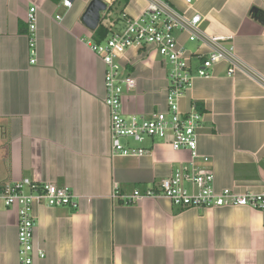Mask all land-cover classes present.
I'll use <instances>...</instances> for the list:
<instances>
[{"label":"crops","instance_id":"0c3cea01","mask_svg":"<svg viewBox=\"0 0 264 264\" xmlns=\"http://www.w3.org/2000/svg\"><path fill=\"white\" fill-rule=\"evenodd\" d=\"M90 1L0 0V186L27 178L66 186L76 196L75 209H34V244L45 254L34 264H264V215L258 211L110 198L115 186L120 196L156 188L191 159L150 140L139 158L111 156L104 66L90 49L92 32L80 22ZM168 2L186 17L200 16L205 34L232 36L234 54L247 69L229 77L224 63L213 66L209 78L193 79L178 104L182 113L195 106L201 114L197 153L209 158L215 192L260 194L264 0ZM124 3L116 20L108 15L112 32L124 28L123 14L135 18L146 8L145 0ZM31 7L37 9L33 64L26 22ZM177 37L185 48V36ZM193 44L188 53H206ZM120 65L136 83L124 92V115L165 112L167 68L160 58L128 51ZM17 251V213L0 203V264H18Z\"/></svg>","mask_w":264,"mask_h":264},{"label":"built area","instance_id":"2783aa9c","mask_svg":"<svg viewBox=\"0 0 264 264\" xmlns=\"http://www.w3.org/2000/svg\"><path fill=\"white\" fill-rule=\"evenodd\" d=\"M145 1L146 8L138 17L122 15L125 26L121 31L112 32L100 45L89 44L104 66L103 105L110 119V153L112 157L139 158L149 152L142 145L150 140L166 144L173 151L188 152L191 160L170 177L162 179L156 188L134 190L130 195L120 196L115 186L110 198L119 199L125 204L148 198H164L180 209L246 207L264 215V192L236 193L229 189L215 192L213 173L206 166L209 158L197 153L201 114L195 106L191 107L190 112L182 113L178 104V100L191 87L193 79L209 78L213 66L224 63L229 77L236 71L247 69L234 54L233 45L229 43L232 36L205 34L200 29V16L186 17L168 0ZM183 2L189 6L192 0ZM63 5L69 7L70 2L65 1ZM36 11L35 7H31L26 15L28 51L32 64L36 52ZM177 35H184L189 43L198 42L207 49L206 53H188L180 45ZM128 51L152 52L168 66L165 112L154 113L148 118L124 115V92L136 86L133 78L122 74L120 60ZM258 80L264 86V80ZM196 160L203 167L197 166ZM75 199L76 196L66 186L34 182L27 178L0 186V203L5 209H14L17 213L18 264H34L35 259L43 260L45 257L43 250L34 244V209H75Z\"/></svg>","mask_w":264,"mask_h":264},{"label":"water","instance_id":"95a60500","mask_svg":"<svg viewBox=\"0 0 264 264\" xmlns=\"http://www.w3.org/2000/svg\"><path fill=\"white\" fill-rule=\"evenodd\" d=\"M107 1L109 0H91L81 15L80 22L89 32L93 33L98 28L101 15L109 8Z\"/></svg>","mask_w":264,"mask_h":264},{"label":"trees","instance_id":"16d2710c","mask_svg":"<svg viewBox=\"0 0 264 264\" xmlns=\"http://www.w3.org/2000/svg\"><path fill=\"white\" fill-rule=\"evenodd\" d=\"M118 0H114L112 6L108 8L105 14H109L112 11L113 5L116 4ZM112 30L110 28H106L104 25L100 23L98 28L92 33V42L94 44L100 45L104 42V40L111 34ZM197 109L200 110L198 105Z\"/></svg>","mask_w":264,"mask_h":264},{"label":"rangeland","instance_id":"374dc122","mask_svg":"<svg viewBox=\"0 0 264 264\" xmlns=\"http://www.w3.org/2000/svg\"><path fill=\"white\" fill-rule=\"evenodd\" d=\"M111 2H112V0L107 1L108 5H110ZM124 4H125L124 0H119V4H116L112 8L111 13H113L112 18H114V20H116L120 16V13L122 12V10H123V8L125 6ZM105 15L106 16H105V18L102 19L101 24L104 25L106 28H110V25H111L110 22L111 21H109V17H108V15H110V13L109 14H105ZM193 45H195V44L188 43L185 48L188 49V50H191V49H193ZM166 68H168V66H166ZM130 144L133 145V142L130 141Z\"/></svg>","mask_w":264,"mask_h":264}]
</instances>
